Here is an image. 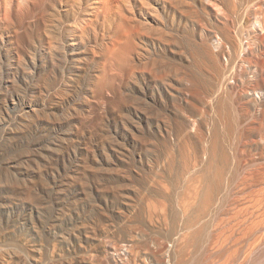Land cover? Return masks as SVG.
I'll return each instance as SVG.
<instances>
[{"label":"rangeland","instance_id":"obj_1","mask_svg":"<svg viewBox=\"0 0 264 264\" xmlns=\"http://www.w3.org/2000/svg\"><path fill=\"white\" fill-rule=\"evenodd\" d=\"M0 264H264V0H0Z\"/></svg>","mask_w":264,"mask_h":264},{"label":"bare ground","instance_id":"obj_2","mask_svg":"<svg viewBox=\"0 0 264 264\" xmlns=\"http://www.w3.org/2000/svg\"><path fill=\"white\" fill-rule=\"evenodd\" d=\"M38 7V6H37ZM47 10V9H46Z\"/></svg>","mask_w":264,"mask_h":264}]
</instances>
